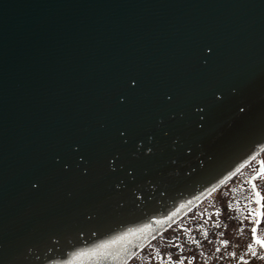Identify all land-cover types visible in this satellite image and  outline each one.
<instances>
[{
    "label": "water",
    "instance_id": "obj_1",
    "mask_svg": "<svg viewBox=\"0 0 264 264\" xmlns=\"http://www.w3.org/2000/svg\"><path fill=\"white\" fill-rule=\"evenodd\" d=\"M263 149L264 0H0V264L125 263Z\"/></svg>",
    "mask_w": 264,
    "mask_h": 264
},
{
    "label": "rangeland",
    "instance_id": "obj_2",
    "mask_svg": "<svg viewBox=\"0 0 264 264\" xmlns=\"http://www.w3.org/2000/svg\"><path fill=\"white\" fill-rule=\"evenodd\" d=\"M218 190H220L218 193L206 196L183 214L185 217H189L187 223L177 224L171 228L168 233L171 238L168 239V236L165 235L152 246H147L166 229L162 230L132 254L125 263L122 261L120 264H164L163 259L166 256L175 255V252L170 249L171 245L180 244L184 238L189 240L195 232L198 233L197 240L201 245L197 247H200L199 254L202 256L194 261L187 260L186 263L183 262V258H179L176 264H182V262L183 264H203L202 260L206 257V254H203L206 244H202V242L208 241V234L211 235L214 230L216 232L213 233L210 244L215 241H220L221 244L224 241H230L237 247H243L252 241V246L250 245L251 247L247 250L254 253V256L248 257L250 260L246 264H264V247L257 243V240H264V152L260 159L251 160L238 175L215 189V191ZM223 204H233L227 206L235 207L232 212L239 221L236 222L233 220L234 218L231 219L221 211ZM257 211L260 213L259 216L255 215ZM169 226L171 227V225ZM194 235L196 236V234ZM195 242L197 243L196 240ZM227 250L228 248H224L221 254ZM212 260H215V256ZM166 264H171V262H166ZM210 264L216 263L211 261Z\"/></svg>",
    "mask_w": 264,
    "mask_h": 264
},
{
    "label": "trees",
    "instance_id": "obj_3",
    "mask_svg": "<svg viewBox=\"0 0 264 264\" xmlns=\"http://www.w3.org/2000/svg\"><path fill=\"white\" fill-rule=\"evenodd\" d=\"M220 190L214 192L213 194L218 193ZM212 194V195H213ZM210 195V196H212ZM227 205H233V204H223V208H221L222 212H225V214L227 216H230L231 219L239 221V219H237V216L232 212L234 208L228 207ZM236 216V219H235ZM189 217H182L180 220H178L176 223H173L171 225L170 228L164 230L157 238H155L153 241H151L147 246H152L154 243H156L157 241H160L165 235L168 236V239L171 238V235H168L169 230L171 228H174L177 224H182V223H187ZM222 228V227H220ZM214 232H216L214 230ZM213 231L211 232V235L208 234L207 238L208 241H204L202 242V244H206V249L204 250L206 254V257L203 258V264H210L211 261H213L216 264H246L249 262L250 258L248 259V257L250 256H254V253H250V251H248L247 249L250 248L252 246V241L250 243H247V245H243V247H237L235 244L230 243V241H227L223 244L220 243V241L218 242H214L212 244H210L212 242L213 239ZM196 234V236L194 235ZM203 234V233H202ZM204 235V234H203ZM202 235V238H203ZM206 236V235H204ZM185 237V236H184ZM198 237V233L195 232L193 233V236H191L189 238V240H187L186 238L183 239V241L180 242V244H175V246L171 245V250L173 252H175V255L172 257H168L166 256L165 259H163V262H165L164 264H166V262H171V264H176L179 260V258H183V262L186 263L187 260H197L199 259L202 255L199 254V248L197 246H200V242L199 240H197ZM195 240L197 241V243L195 242ZM210 244V245H209ZM251 245V246H250ZM224 248H228V250L221 254V251ZM233 248V249H232ZM230 249V250H229ZM215 256V260H212V258ZM253 258V257H251ZM223 261V262H222ZM182 262V264H183ZM197 262V261H195Z\"/></svg>",
    "mask_w": 264,
    "mask_h": 264
},
{
    "label": "snow or ice",
    "instance_id": "obj_4",
    "mask_svg": "<svg viewBox=\"0 0 264 264\" xmlns=\"http://www.w3.org/2000/svg\"><path fill=\"white\" fill-rule=\"evenodd\" d=\"M216 95L219 96L220 93H217ZM145 151L150 152L151 150L149 148H146ZM255 215L259 216L260 215L259 211H257L255 213ZM119 238H120L119 236H116L111 241L101 240V241L98 242V244L95 247L90 248V249H82V248L81 249H75L73 251V253L71 254V258L69 260L65 261L64 264H72V261H73L74 258L79 257V256H83V255L87 254L88 252H93L94 253L97 250L104 248L107 244L114 243ZM253 238L255 239V236ZM257 243H259L261 245V247H264V240H257Z\"/></svg>",
    "mask_w": 264,
    "mask_h": 264
}]
</instances>
